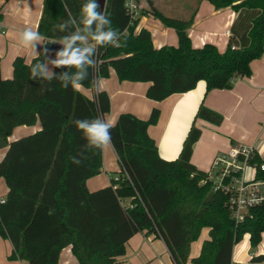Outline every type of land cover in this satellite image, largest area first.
I'll return each instance as SVG.
<instances>
[{"label":"trees","instance_id":"16d2710c","mask_svg":"<svg viewBox=\"0 0 264 264\" xmlns=\"http://www.w3.org/2000/svg\"><path fill=\"white\" fill-rule=\"evenodd\" d=\"M146 1L141 15L150 14L174 29L177 46L158 49L148 30L137 31L140 20L129 13L126 0H44L38 34L65 43L67 55L83 52L84 61L79 67L55 64L48 75L47 50L42 48L31 63L17 57L11 79H4L0 70V137L8 144L0 179L9 189L0 203V236L13 245L9 259L60 264L62 251L71 247L79 264H119L128 241L145 233L163 239L174 264H188L191 244L208 228L210 238L191 264H236L233 250L245 235L252 248L261 243L264 203L250 208L237 224L229 196L214 191L207 173L191 163L200 129L191 128L177 160L159 156L148 133L159 121V109L148 120L129 113L119 116L109 129L119 176L98 191L87 188V180L102 171V149L89 142L75 121L91 122L98 116L104 122L111 102L106 91L91 98L73 89L78 76L81 88L93 89L114 70L120 81L150 83L147 98L161 102L193 90L200 81L208 93L231 90L236 78L251 76L253 62L264 55V0H206L216 10L231 8L237 15L223 53L212 44L192 45L187 31L193 16L169 17ZM89 2L100 5L97 12L109 21L99 30L116 32L112 42L95 43L97 23L86 26L82 11ZM37 64L43 72L37 68L32 78ZM196 118L216 126L224 120L203 104ZM37 122L39 131L8 142L15 128ZM72 157L82 163L74 164ZM253 162L263 160L256 156ZM258 178L264 179V172ZM252 262L263 263L264 254Z\"/></svg>","mask_w":264,"mask_h":264},{"label":"crops","instance_id":"0c3cea01","mask_svg":"<svg viewBox=\"0 0 264 264\" xmlns=\"http://www.w3.org/2000/svg\"><path fill=\"white\" fill-rule=\"evenodd\" d=\"M152 1L166 16L178 19L194 17L187 33L195 48L212 44L222 53L227 50L230 37L225 33L231 32L237 16L231 8L216 10L206 0ZM43 4L44 0H0V70L4 79L13 77V62L17 57H23L27 63H31L41 49L46 48L45 72L48 75L53 73V62L62 57L60 54L64 53L65 43L46 40L38 34ZM139 6L140 10L135 17L140 20L137 31L148 30L153 45L158 49L166 45L177 46L176 31L150 14L141 15L148 8L146 0H140ZM173 12L182 14L183 18L172 15ZM25 29L37 31V39L25 42L22 36ZM149 87L150 83L120 81L115 71L111 70L110 77L100 79L95 88H80V91L91 98L97 91H106L110 97L111 110L104 121L108 119L114 125L121 114L129 113L141 120H148L152 111L159 109V121L149 127L148 133L157 145L159 156L166 161L179 158L193 126L201 130V136L194 148L191 163L202 172H209L213 160L231 147L255 146L264 158V55L253 62L251 76L236 78L231 90H212L208 93L206 83L200 81L187 93L174 94L156 102L147 98ZM202 104L223 116L220 126L196 118ZM40 129V122L34 126L17 127L8 142L31 135ZM7 149L8 144L4 148L3 158ZM1 158L0 156V160L3 159ZM102 165L101 173L86 182L90 192L110 186L112 179L119 176L121 168L112 144L102 150ZM8 192L5 180L0 179V200H4ZM209 232L210 229H203L200 235L203 239L199 241V237L191 244L188 264L200 255L203 243L210 238ZM13 250L10 240L0 236V264H29L24 260L9 259ZM263 254L264 235L257 248L251 247L250 237L245 235L235 245L232 260L236 264H264L252 262L255 256ZM170 261L172 258L163 239L138 233L126 244V254L119 264H169ZM60 264H79L71 247L62 251Z\"/></svg>","mask_w":264,"mask_h":264},{"label":"built area","instance_id":"2783aa9c","mask_svg":"<svg viewBox=\"0 0 264 264\" xmlns=\"http://www.w3.org/2000/svg\"><path fill=\"white\" fill-rule=\"evenodd\" d=\"M126 7L133 18L140 10L137 0H127ZM225 35L231 37V32L226 31ZM256 156L263 160L261 164L253 162ZM259 172H264V158L255 146L231 147L213 160L207 172V181L214 191L229 196V210L237 224L250 208L264 203V179L258 178Z\"/></svg>","mask_w":264,"mask_h":264},{"label":"clouds","instance_id":"9594fccd","mask_svg":"<svg viewBox=\"0 0 264 264\" xmlns=\"http://www.w3.org/2000/svg\"><path fill=\"white\" fill-rule=\"evenodd\" d=\"M100 7V5L96 4L95 2H89L86 6L83 7L82 11L85 16V25L90 26L93 24V22L97 23V34L94 36V41L96 44L105 45L113 41L114 36L116 35V32L113 31L111 28H109L107 31H100V26L105 25L109 23L108 20L105 19L104 15H101L97 12V9ZM37 31H34L32 29H25L22 31L23 40L25 42H31L35 39H37L36 35ZM79 37H73V40L78 39ZM60 55L66 56L65 59H60L58 61H54L57 66L59 65H71L79 67L84 61V53L83 52H72L70 55H67L66 53H61ZM40 68L43 72V66L37 64L35 67L31 68V75L32 78L35 77L36 69ZM81 77H77L76 80L73 81L72 88L75 90H79L83 85L80 83ZM64 87V85H62ZM75 124L77 126L78 130H83L85 136L89 140V142L95 146H97L99 149L108 148L112 144V136L111 132H109V129H112L114 127V124L112 121L106 119L104 122H101L99 117H95L91 120V122L88 121V119L84 120H76ZM72 162L76 165H79L82 163L81 160L76 159L75 157L71 158Z\"/></svg>","mask_w":264,"mask_h":264},{"label":"rangeland","instance_id":"374dc122","mask_svg":"<svg viewBox=\"0 0 264 264\" xmlns=\"http://www.w3.org/2000/svg\"><path fill=\"white\" fill-rule=\"evenodd\" d=\"M185 8H186V6H185ZM172 15H175V16H178V17H180V18H183V15L182 14H178V13H175V12H173L172 13ZM5 147H7V144H6V142L0 137V156L3 158V153H4V148ZM1 158V159H2ZM1 161V160H0ZM203 239V237L201 236L200 237V239H199V241L200 240H202ZM192 254H193V252H192ZM169 264H173L172 263V261H170V263Z\"/></svg>","mask_w":264,"mask_h":264},{"label":"water","instance_id":"95a60500","mask_svg":"<svg viewBox=\"0 0 264 264\" xmlns=\"http://www.w3.org/2000/svg\"><path fill=\"white\" fill-rule=\"evenodd\" d=\"M101 6H102V8L104 9L105 6H106V2H105V1H102V2H101Z\"/></svg>","mask_w":264,"mask_h":264}]
</instances>
